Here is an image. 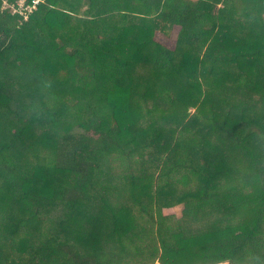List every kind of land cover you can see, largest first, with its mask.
I'll use <instances>...</instances> for the list:
<instances>
[{
    "label": "trees",
    "instance_id": "trees-1",
    "mask_svg": "<svg viewBox=\"0 0 264 264\" xmlns=\"http://www.w3.org/2000/svg\"><path fill=\"white\" fill-rule=\"evenodd\" d=\"M222 1L0 0V264H264V0Z\"/></svg>",
    "mask_w": 264,
    "mask_h": 264
},
{
    "label": "built area",
    "instance_id": "built-area-1",
    "mask_svg": "<svg viewBox=\"0 0 264 264\" xmlns=\"http://www.w3.org/2000/svg\"><path fill=\"white\" fill-rule=\"evenodd\" d=\"M41 0H17L16 4H11L10 6L13 8L14 12L18 11L21 15L25 16V19L28 18L29 14H31L34 10L37 9V5ZM5 6L8 5L7 1L4 2Z\"/></svg>",
    "mask_w": 264,
    "mask_h": 264
},
{
    "label": "rangeland",
    "instance_id": "rangeland-1",
    "mask_svg": "<svg viewBox=\"0 0 264 264\" xmlns=\"http://www.w3.org/2000/svg\"><path fill=\"white\" fill-rule=\"evenodd\" d=\"M230 5H234V3H231L229 1L224 0L218 4V7H220L221 9H225V8H227V6H230ZM263 18H264V14H263ZM263 34H264V29H263ZM2 67L6 68L5 66H2ZM195 111H196V109H192L190 112L192 114H194ZM181 211H182V206L176 207V208H166V209H163L162 214H163V216L164 215L180 216ZM156 264H159V263L157 262Z\"/></svg>",
    "mask_w": 264,
    "mask_h": 264
},
{
    "label": "crops",
    "instance_id": "crops-1",
    "mask_svg": "<svg viewBox=\"0 0 264 264\" xmlns=\"http://www.w3.org/2000/svg\"><path fill=\"white\" fill-rule=\"evenodd\" d=\"M219 264H229V263H227V262L224 263V262H223V263H219Z\"/></svg>",
    "mask_w": 264,
    "mask_h": 264
}]
</instances>
